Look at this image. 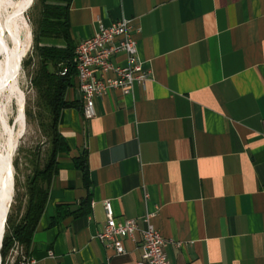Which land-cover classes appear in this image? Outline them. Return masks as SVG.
<instances>
[{"label": "crops", "instance_id": "1", "mask_svg": "<svg viewBox=\"0 0 264 264\" xmlns=\"http://www.w3.org/2000/svg\"><path fill=\"white\" fill-rule=\"evenodd\" d=\"M121 18L151 76L97 96L90 119L73 78L65 99L77 106L57 120L69 150L29 264L137 260L138 235L122 255L97 239L104 200L140 229L152 215L170 264H264V0H71L69 32L78 44Z\"/></svg>", "mask_w": 264, "mask_h": 264}, {"label": "built area", "instance_id": "2", "mask_svg": "<svg viewBox=\"0 0 264 264\" xmlns=\"http://www.w3.org/2000/svg\"><path fill=\"white\" fill-rule=\"evenodd\" d=\"M134 30L130 19L121 18L107 26L99 25L93 35L76 45L73 61L83 99L84 118L95 116L94 100L97 96L110 90L129 95L136 83H144L150 78V69L139 59ZM119 56L124 57V64L116 61ZM65 71L63 69L61 74ZM103 209L104 228L96 236L101 243L111 247L116 255H122L126 252L124 240H136L138 235L140 256L127 264H170L165 252L166 240L152 224V215L144 216L146 226L140 229L133 219L118 221L110 200L103 201ZM29 263L28 258L20 262Z\"/></svg>", "mask_w": 264, "mask_h": 264}, {"label": "rangeland", "instance_id": "3", "mask_svg": "<svg viewBox=\"0 0 264 264\" xmlns=\"http://www.w3.org/2000/svg\"><path fill=\"white\" fill-rule=\"evenodd\" d=\"M13 1L15 2V0ZM16 2H19L22 14L27 21L30 40L19 58L16 74L17 89L23 106L21 131L15 96L13 95L7 100L4 96L6 94L5 91L1 90L0 93V105L1 103L5 105L3 115L7 126L6 132L0 122V156L7 154L6 148H8L7 140L9 134L13 135L12 137L15 140V147L11 151L12 154L9 153L10 192L1 215L3 231L0 236V243L4 231L11 229L23 216L28 202L29 182L36 172L44 168L50 156L52 143V117L50 110L40 97L37 88L31 83L39 61L35 48V33L40 15V4L38 0H16ZM0 18V59L3 60V55H7L8 50L12 48V40L10 38L9 24L2 17ZM7 31L9 34H7ZM48 68L50 70L53 69L50 65ZM5 84L7 86V83ZM7 209V214L10 218L9 222L4 219L7 217V214L5 217ZM1 247L2 243L0 246V264H20L21 261L27 258L26 248L15 239H12L11 244L5 249L4 253H1Z\"/></svg>", "mask_w": 264, "mask_h": 264}, {"label": "trees", "instance_id": "4", "mask_svg": "<svg viewBox=\"0 0 264 264\" xmlns=\"http://www.w3.org/2000/svg\"><path fill=\"white\" fill-rule=\"evenodd\" d=\"M38 2L40 15L35 33V48L39 61L31 83L37 88L51 113V152L44 168L36 172L29 182L28 202L23 216L11 229L9 228L11 231L6 229L3 233L1 253L9 247L12 239L28 249L47 200L48 187L57 170L56 155L58 152L69 150L65 138L57 129L59 114L65 108L77 106L74 101L65 99V91L72 86L73 78L76 76L73 58L77 44L69 32L71 0H38ZM49 65L52 70L48 68ZM63 69L66 71L61 74ZM74 164L82 172L84 184L88 188L90 184L84 159L76 158ZM7 217L6 222H9L10 218Z\"/></svg>", "mask_w": 264, "mask_h": 264}, {"label": "bare ground", "instance_id": "5", "mask_svg": "<svg viewBox=\"0 0 264 264\" xmlns=\"http://www.w3.org/2000/svg\"><path fill=\"white\" fill-rule=\"evenodd\" d=\"M0 17H2L7 24H9L10 38L12 40V48L10 47L11 49L8 50L7 55H3V60L0 59V93L1 90L5 91L6 94L4 96L7 100H9L11 96H15L18 110V122L21 131L23 123V106L22 99L17 89L16 74L18 71L19 58L30 40V31L27 21L22 14L19 2H16V0L15 2L13 0H0ZM7 34H9L8 31ZM5 83H7V86ZM4 111L5 105L4 103H1L0 122L7 132V126L3 115ZM12 136L13 135L9 134V138L7 140V154L0 156V236L3 231V221L1 215L5 206V201H7L10 192L8 162H10L9 153H11L15 147V140Z\"/></svg>", "mask_w": 264, "mask_h": 264}, {"label": "water", "instance_id": "6", "mask_svg": "<svg viewBox=\"0 0 264 264\" xmlns=\"http://www.w3.org/2000/svg\"><path fill=\"white\" fill-rule=\"evenodd\" d=\"M8 213V209H7V211H6V213H5V217H6V214ZM4 219H6V218H4Z\"/></svg>", "mask_w": 264, "mask_h": 264}]
</instances>
